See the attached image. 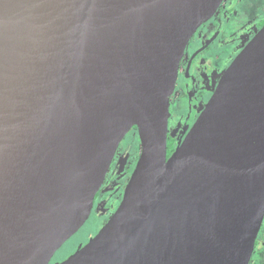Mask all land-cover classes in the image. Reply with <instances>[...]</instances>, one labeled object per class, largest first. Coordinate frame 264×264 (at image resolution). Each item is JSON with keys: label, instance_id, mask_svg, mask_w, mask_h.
I'll list each match as a JSON object with an SVG mask.
<instances>
[{"label": "water", "instance_id": "1", "mask_svg": "<svg viewBox=\"0 0 264 264\" xmlns=\"http://www.w3.org/2000/svg\"><path fill=\"white\" fill-rule=\"evenodd\" d=\"M222 0H0V264H48L126 132L109 219L52 264H249L264 217V24L167 156L170 95Z\"/></svg>", "mask_w": 264, "mask_h": 264}, {"label": "flooded vegetation", "instance_id": "2", "mask_svg": "<svg viewBox=\"0 0 264 264\" xmlns=\"http://www.w3.org/2000/svg\"><path fill=\"white\" fill-rule=\"evenodd\" d=\"M263 24L264 0H222L214 14L210 18H207L192 34L184 49L175 86L169 99L167 122V156L174 150L179 139L185 135L186 131L193 124L196 117L205 106L223 71L226 69L235 55L256 34ZM192 70L202 75L204 81L203 84H205L207 91L204 92L202 84L200 87H198V92H196L195 89H192L191 92H189L188 96H190L191 104L188 107L187 114L189 113L190 121L180 132L177 138L174 139L172 117H174V110L177 106V94L175 91L176 86L178 85V82L183 84L185 81H187L188 77L186 74ZM139 152L140 149L138 151V156ZM112 162L113 161H111V164L108 168L109 172L112 170ZM135 164L136 162L132 166H124V174H122L124 177L116 183L119 190L113 195L112 198L108 197L107 192H102V194H100L108 173L107 170L104 180L94 196L92 208L89 213V216L92 214L96 215V217L100 214L106 216L105 221L97 227L94 234L100 229L101 226H103V224L109 219L111 214L118 206L123 195L124 187L134 169ZM108 203H110V205L105 207L104 205H107ZM261 228L262 223L255 239L251 258L257 252H259L261 257L264 258V233L261 232ZM92 236L88 237L85 243ZM67 240L68 239H66L62 245ZM85 243H82L80 246L84 245ZM61 246L53 253L48 264L61 261L67 257H58L55 260L52 259Z\"/></svg>", "mask_w": 264, "mask_h": 264}, {"label": "rangeland", "instance_id": "3", "mask_svg": "<svg viewBox=\"0 0 264 264\" xmlns=\"http://www.w3.org/2000/svg\"><path fill=\"white\" fill-rule=\"evenodd\" d=\"M211 22V21H210ZM195 70V69H194ZM188 80L183 84L178 82L176 86V94H177V106L174 110V117H172V128H173V138L176 139L180 132L184 129L187 123L190 121L189 113L187 114L188 107L190 106V96L189 92L192 89H195L198 92L199 88L203 84V77L201 74H198L195 71H190L186 74ZM215 78V76H214ZM213 78V79H214ZM213 82V81H212ZM204 92L207 91L205 84L202 86ZM140 149V141L137 132V128L131 127L126 134L121 139L115 154L114 160L112 159V165L110 172L108 170L106 179L103 183L102 192H107L108 197L112 198L113 195L119 190L116 183L123 178L124 176V166L133 165L138 158V151ZM135 161V162H134ZM110 205L108 203L104 206L107 207ZM113 205V204H112ZM111 205V206H112ZM106 216L100 214L96 217V215H90L84 224L74 233L72 234L68 240L61 246V248L56 252L55 256L52 259H57L58 257H66L74 252L78 246L88 239V237L92 236L96 231L97 227L100 226L105 221ZM261 232L264 233V217L262 220V228ZM264 249V247H263ZM250 264H264V258L261 257L259 252H257L249 261Z\"/></svg>", "mask_w": 264, "mask_h": 264}, {"label": "trees", "instance_id": "4", "mask_svg": "<svg viewBox=\"0 0 264 264\" xmlns=\"http://www.w3.org/2000/svg\"><path fill=\"white\" fill-rule=\"evenodd\" d=\"M133 127H135V128H136V126H133Z\"/></svg>", "mask_w": 264, "mask_h": 264}]
</instances>
